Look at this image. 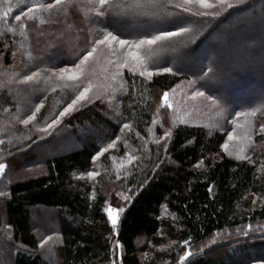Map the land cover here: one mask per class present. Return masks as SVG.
<instances>
[{
  "label": "trees",
  "instance_id": "trees-1",
  "mask_svg": "<svg viewBox=\"0 0 264 264\" xmlns=\"http://www.w3.org/2000/svg\"><path fill=\"white\" fill-rule=\"evenodd\" d=\"M11 3L13 14H19L17 0ZM20 6L24 7V0H20ZM132 18H136L135 27L122 28L125 23L130 25ZM193 20L197 24L191 33L156 46L154 63L173 68L172 73L154 74L151 81L136 76L132 84L133 77L125 71L128 92H118L111 104L97 100L78 105L47 133L42 129L71 102L74 88L57 87L53 91V83L43 79L0 87V140L5 141L0 144V163L9 165L0 176V192L7 194L0 196V264H111L110 249L117 239L123 246L122 264H178L179 256L186 250L181 242L189 236L194 255L186 264L264 261V234L255 233L254 238H249L235 231L238 227L246 229L248 223L264 224V171H259L264 162V135L258 133L259 124L264 123V109L249 117L257 126L255 144L248 149L255 163L228 156L221 147L234 127L231 121L236 112L264 105V63L242 68L236 75L239 89L259 94L231 102L210 80L218 70L217 56L197 62L192 68L177 61L196 54L211 37L237 43L243 29L255 36L253 44L260 46L264 32L258 25L264 23V0H245L214 18L194 17L168 6L167 11L148 7L142 13L109 17L104 23H97L94 17L87 19L79 7H73L59 24L29 22L31 59L18 51V32L0 35V74L5 69L28 74L71 66L89 38V28L107 26L117 34L127 33L123 38H132L158 30L175 31ZM8 23L17 22L10 16ZM142 25L148 26L140 29ZM3 31L4 22L0 21V32ZM259 56L264 62V53ZM5 79L0 75V81ZM183 82L188 90L182 100L175 99L170 90ZM197 90L204 92L205 97L193 100L192 93ZM165 91H170L181 110L183 103H191L194 114L201 117L192 122L190 113L187 123L172 129L167 151L162 141L157 155L154 137L172 127V109L160 108L157 113ZM208 96L220 101L222 115ZM41 100L44 107L37 113L36 121L25 126L14 119L17 114L21 118L31 114L30 110ZM238 119L243 122L245 118ZM124 123H132V131L122 133ZM117 136L121 140L116 148L95 161L100 175L95 178L96 198L92 200L89 197L93 181L82 178L80 173L93 170L95 153ZM70 140L72 146L63 148ZM145 144L149 152L142 151ZM59 145L61 150H55ZM133 149V154L142 157L134 162L139 167L126 166L131 174L116 179V164L126 151ZM112 156L117 158L115 162ZM117 192H126L130 200H120L118 205L125 211L114 230L102 208L106 199L121 198ZM115 231L119 232L118 237ZM49 235L53 242L40 247ZM57 238L59 243H54Z\"/></svg>",
  "mask_w": 264,
  "mask_h": 264
},
{
  "label": "snow or ice",
  "instance_id": "snow-or-ice-1",
  "mask_svg": "<svg viewBox=\"0 0 264 264\" xmlns=\"http://www.w3.org/2000/svg\"><path fill=\"white\" fill-rule=\"evenodd\" d=\"M244 3L245 0H131L130 3L128 0H24V7H21L20 0H17L16 7L19 8V14H13L11 0H0V4L3 5L0 7V21L4 22V31L0 32V35L18 32L21 37L17 41L18 51L21 52L22 56H27L31 59L33 53L29 38V22H38L39 25L59 24L61 17H67L69 10L73 7H79L87 19L91 20L94 17L97 23H104L109 17L127 14L128 12L142 13V10L148 7L161 8L163 11H167L168 6L176 10H182L183 13H188L194 17L214 18ZM176 15L179 16L180 13L177 12ZM10 16L11 19L17 22L16 24L8 23ZM186 23H188V26H178L175 31L158 30L152 34H137L132 38H123L128 34L119 30V34H117V31L109 30L107 26L89 28L87 30L89 38L86 40L84 47L80 49V54L72 62L71 66L66 65L55 69H38L28 74L19 72L9 73L5 69L4 73L0 75H4L6 79L0 81V87L7 88L13 82L18 84H33L43 79L45 82L53 83V91L57 87L74 88L76 90L75 96L71 99V102L59 112L58 116L51 123H47L42 129V131L47 133L49 129H53L60 123L62 117L76 110L78 105L94 103L97 100L102 102L107 101L111 104L112 101L116 100L118 92H128L129 80L125 77V71L133 77L132 84H135L134 78L136 76H139L144 81H151L154 74L172 73L173 68L159 67L154 63V57L157 52L156 46H162L166 42H171L172 38L191 33L197 21H186ZM39 35H44V33L40 32ZM45 73L47 74L45 75ZM69 82L71 83L69 84ZM170 91L174 94V90ZM170 91L163 93L160 98V105L157 108V113H159L160 108L173 110L171 116L172 127L165 128L163 135L158 138L154 137V142L157 145V155L161 150L162 141V147L165 152L167 151L168 142L171 140L173 134L172 129L178 124L188 122L187 117L189 113L186 111L182 112L181 106L175 103L172 96H170ZM198 97H205V93L199 90L194 91L191 98L195 100ZM207 99L217 106L219 109L218 114L222 115L223 108L220 105V101L213 96H208ZM43 107L44 101L41 100L34 107V110H30L31 114L26 115L24 118H21L17 114L14 119L20 124L28 126L31 122L36 121L37 113ZM262 109H264V105L261 108H251L234 114V118L231 121L234 127L227 134V139L221 145L223 151L228 156H235L240 161L255 163L248 154V149L255 144L254 136L257 134V126L255 121L249 119V117H255L257 112ZM239 117L245 118L243 122L238 119ZM153 123H156L155 119ZM160 126L163 127L162 124ZM132 128V123H124L121 132L123 133L124 130L132 131ZM37 130L40 131L41 129L37 128ZM258 133L264 135V123L259 124ZM135 135L140 137L139 132H136ZM119 140H121V136H117L115 139L101 146L92 158L94 162L93 170L80 173L82 178L87 177L93 181L89 197L92 200L96 198L95 178L100 175L99 171L95 170V161L104 156L105 153H109L111 149H115ZM4 143L5 141L0 140V144ZM124 144L127 148V140L124 141ZM142 151H150L147 148V144L144 145ZM134 152L135 149L126 151L124 156L120 158L119 164L115 166L116 179L119 180L122 176L123 178H127L131 174V170L126 166L139 167V164H134V162L142 160V157L138 154H133ZM111 159L115 162L117 158L112 156ZM199 163L203 164V161ZM8 167L7 163H0V176L6 173ZM156 167H159V164ZM122 169L124 170L123 172H121ZM259 171H264V162H261ZM211 190L209 188V191ZM6 195L5 192H0V196ZM116 195L126 202L130 200L126 192H117ZM253 203H255V200ZM104 204L105 206L102 208V211L107 215V219L113 229L116 230L125 208L123 206H114L110 202V199H106ZM262 205H264V200H262ZM235 231L241 237L254 238L252 234H264V224L254 226L248 223L246 229L245 227H238ZM115 235L118 237L119 232L115 231ZM191 240L192 237L189 236L188 239L181 242L186 250L179 256L178 264H186L194 255L190 243ZM49 242H53V236L51 235L41 241L40 247H44ZM54 243H59V239L57 238ZM122 248L123 246L120 244L119 239H117L110 249L111 264H122ZM261 264H264V261H261Z\"/></svg>",
  "mask_w": 264,
  "mask_h": 264
},
{
  "label": "rangeland",
  "instance_id": "rangeland-1",
  "mask_svg": "<svg viewBox=\"0 0 264 264\" xmlns=\"http://www.w3.org/2000/svg\"><path fill=\"white\" fill-rule=\"evenodd\" d=\"M129 21L131 24L129 25L125 23L123 25L124 27L122 28L135 27L136 18L134 19L132 18ZM262 25H264V23L259 24L258 28L260 29V31L264 32V26ZM147 26L148 25H142L139 28L142 29ZM231 28L233 29L234 25H231ZM240 34L241 35L239 36V42L233 43V44H229L221 39L211 37L210 39H208L207 42L201 45V47L198 49L196 54H194L193 56H190L189 58H180V60H177L178 62H181L182 64H184L185 68H192L197 62L203 63L207 58H215L217 56L215 60H216V65L218 67V70L216 74L210 78V80L214 86L223 90V93L228 98V100H230L231 102H239L241 101V99H245L251 96H257L259 94V93H254L251 91L249 92L248 91L249 89H246V88H244L243 90L239 89L237 87L238 80L236 79V75L240 73L242 68H245L248 66L255 67L259 63L260 64L264 63L262 62L263 61L262 57L259 56L260 54L263 55L264 53V42L262 43L260 42V46L256 47L252 41L253 39H256V37L253 36L249 31H246V29H243L241 30ZM210 45H214L216 46L217 49H220V50L217 51V49H214L213 46L211 47ZM255 50L259 52V55L255 54L254 52ZM246 51H249V52L246 53ZM183 83L184 84H180L174 89V94L171 92V95L175 99L182 100V96H185V91L188 89H185L186 83L185 82ZM254 87L256 86L254 85ZM256 90H259V89H256ZM190 104L191 103L189 104L183 103V105L185 106H182V110L188 112L189 114L191 113L189 119L190 121L194 122L200 119L201 114H194L195 111L191 109ZM153 129H154V125H153ZM71 141L73 140H70L68 143L63 144L62 147L68 148L72 146ZM62 147L59 145V147H56L55 150L57 149L61 150ZM47 152L48 151L43 153V155L45 156ZM49 152H52V150H50ZM120 200L122 201L123 199L122 198L120 199L110 198V202L114 206H119L118 204ZM42 215L43 213L40 212L39 216L42 217Z\"/></svg>",
  "mask_w": 264,
  "mask_h": 264
}]
</instances>
